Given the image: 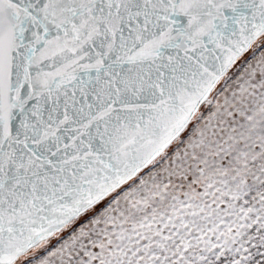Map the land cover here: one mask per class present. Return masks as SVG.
I'll return each instance as SVG.
<instances>
[{
	"label": "snow or ice",
	"instance_id": "obj_1",
	"mask_svg": "<svg viewBox=\"0 0 264 264\" xmlns=\"http://www.w3.org/2000/svg\"><path fill=\"white\" fill-rule=\"evenodd\" d=\"M0 264H264V0H0Z\"/></svg>",
	"mask_w": 264,
	"mask_h": 264
}]
</instances>
